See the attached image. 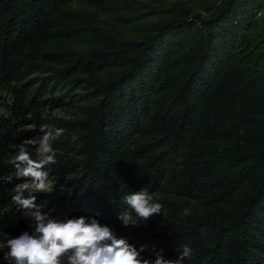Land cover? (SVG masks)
Masks as SVG:
<instances>
[{
    "label": "trees",
    "instance_id": "obj_1",
    "mask_svg": "<svg viewBox=\"0 0 264 264\" xmlns=\"http://www.w3.org/2000/svg\"><path fill=\"white\" fill-rule=\"evenodd\" d=\"M74 1L0 0V92L10 97L0 114V229L21 217L11 156L30 133L19 129L43 122L47 83L28 78L50 70L53 84L87 76L95 99L84 120L52 125L64 130L60 149L81 156L45 168L62 177L54 198L65 217H95L145 246L146 259L161 249L176 259L187 244L193 256L183 264H264V0H179L174 16L145 25L138 39L72 29L78 17L64 6ZM72 39L88 45L85 55L62 46ZM105 69L104 81L96 74ZM142 189L162 194L153 201L166 214L126 228L117 218L123 197ZM5 253L0 264H9Z\"/></svg>",
    "mask_w": 264,
    "mask_h": 264
},
{
    "label": "clouds",
    "instance_id": "obj_2",
    "mask_svg": "<svg viewBox=\"0 0 264 264\" xmlns=\"http://www.w3.org/2000/svg\"><path fill=\"white\" fill-rule=\"evenodd\" d=\"M39 130L43 135L35 158L21 144L12 160L16 177L25 180L17 185L13 200L31 213L34 232L25 231L0 245V249H10L4 257L9 264H183L185 259L192 258L193 251L185 244L176 248L179 253L176 259H166L163 249L153 253L155 259H146L142 255L145 246L138 249L95 217L57 219L51 214L55 209L45 211L49 202L38 204L34 193H50L51 182L45 168L56 163L52 143L63 135L64 130L48 124H42ZM123 203L126 207L117 218L126 228L138 227L142 221L146 223L155 215L164 216L167 211L161 203L153 201L146 189L126 195ZM182 214L190 215V210L184 209Z\"/></svg>",
    "mask_w": 264,
    "mask_h": 264
},
{
    "label": "rangeland",
    "instance_id": "obj_3",
    "mask_svg": "<svg viewBox=\"0 0 264 264\" xmlns=\"http://www.w3.org/2000/svg\"><path fill=\"white\" fill-rule=\"evenodd\" d=\"M179 0H76L74 2L68 3L64 6L65 11L75 14L78 17V20L75 21L76 25H71L72 29L93 26L101 30H110L115 33L118 37L122 39H138L142 36L143 28L145 25H152L159 21H167L169 18L175 15L173 12L175 9L172 8L173 4H177ZM188 6L194 9L192 3H188ZM196 10L194 9V12ZM262 20V27L264 29V8L259 14ZM62 46H67L71 48L69 54H83L85 55L88 50V45L84 44L81 39H72L68 40ZM69 46V47H68ZM50 49L57 50L56 47H51ZM63 52V51H57ZM69 55H63L61 59H70ZM63 64H57L54 62H48V68H55L61 70L64 68ZM53 72L50 70H44L41 73L34 74L28 78L32 81L33 86H38V81L35 80L36 77H44V82L47 83V89L45 91L44 97L40 103V108L37 111V116L39 117L41 124H35L33 122H27L22 124V127L19 129L24 132H29L26 136L18 138V143L14 146V149L19 150V146L24 144L33 158H35L36 150L39 146V139L43 135L38 128L42 124H48L50 126L56 125L57 121H63L66 123H73L85 119L84 115V106H90L94 102L93 94H88L92 92L83 80L87 78L85 75L72 74L68 76V79L76 80L78 82L74 83H57L53 84ZM111 75L110 69L101 70V72L96 74V77L107 80ZM53 86V88H51ZM84 96V97H81ZM9 95L5 92H0V114L4 115L6 108L9 104ZM44 100V102H43ZM30 117V115H28ZM58 141H53L52 147L56 153V160L60 157L67 155L75 159H80L81 156L76 152V150L71 147H67L69 152H65V149H60ZM71 148V149H70ZM15 154H12L11 158L14 159ZM48 172V171H47ZM15 175H12L16 178L13 182V191L14 194L11 196L12 201L13 196L16 195V187L19 184L25 182L23 179H18ZM13 173V174H14ZM70 173H72L70 171ZM50 180V193H34L37 196V203L43 201H48L47 208L45 211L55 209L51 214L57 219H64L62 205L54 197L55 193L60 190L59 186L62 184L61 176L55 175L52 172H48ZM74 173L69 175V178L73 176ZM66 176V175H63ZM53 189V190H52ZM162 194L155 193L152 195L154 199H160ZM28 196V193L25 192V197ZM14 204H16L14 202ZM8 212V207H5L3 212ZM11 212V211H10ZM19 212L21 217L19 223L12 230H1L0 229V245L4 243L8 238L19 237L23 232L28 231L29 233L34 232L33 221L30 218L31 213L23 210L16 204L14 208V213ZM8 252L10 249L4 248L0 249V252ZM5 259V258H4ZM6 262L8 260L5 259Z\"/></svg>",
    "mask_w": 264,
    "mask_h": 264
}]
</instances>
